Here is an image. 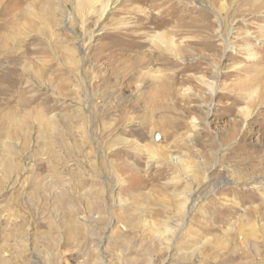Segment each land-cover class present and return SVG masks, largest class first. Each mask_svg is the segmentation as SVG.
Instances as JSON below:
<instances>
[{"label": "rangeland", "instance_id": "374dc122", "mask_svg": "<svg viewBox=\"0 0 264 264\" xmlns=\"http://www.w3.org/2000/svg\"><path fill=\"white\" fill-rule=\"evenodd\" d=\"M113 1H0V264H264V0Z\"/></svg>", "mask_w": 264, "mask_h": 264}, {"label": "bare ground", "instance_id": "6f19581e", "mask_svg": "<svg viewBox=\"0 0 264 264\" xmlns=\"http://www.w3.org/2000/svg\"><path fill=\"white\" fill-rule=\"evenodd\" d=\"M0 1H3V0H0ZM8 1H10V0H8ZM117 1V0H116ZM116 1H113L112 3H111V6L112 5H114L115 3H116ZM254 1V0H253ZM240 2V1H239ZM256 2V1H255ZM12 3V2H11ZM245 3V2H244ZM250 3V2H249ZM242 4V3H241ZM254 4V3H253ZM256 4V3H255ZM260 4V3H259ZM13 6H15V5H13ZM253 6V5H252ZM239 7V6H238ZM11 8V7H10ZM243 8V7H242ZM245 8V7H244ZM239 9V8H238ZM250 9L252 10L253 8H251V6H250ZM263 10V9H262ZM261 10V11H262ZM5 11V10H4ZM238 11V10H237ZM240 11V10H239ZM250 11V10H249ZM248 11V12H249ZM246 12V11H245ZM4 13H6V12H4ZM241 13H243V12H241ZM8 14V13H7ZM15 14V13H14ZM255 14V13H254ZM236 15V14H235ZM239 16H240V13L238 14ZM237 16V15H236ZM233 17H234V15H233ZM220 18L218 19L217 18V23L219 24V27L221 26V28H223V24H221V22H220ZM223 23V22H222ZM224 32H220L221 30H217V34L218 35H220V38L222 39V44H223V49H224V51H230V52H232V49H233V47H232V45H231V41H230V39H231V37L234 35V29L233 28H231V26H226L225 27V23H224ZM216 29V28H215ZM204 32V31H203ZM204 33H207V32H204ZM235 35H237V34H235ZM252 35L253 34H250V33H246V37H252ZM255 36V35H254ZM210 37V36H209ZM260 38V37H259ZM200 40V39H199ZM210 41V40H209ZM203 42V41H202ZM153 43H155V42H153ZM249 43V42H248ZM234 45V44H233ZM171 48H174V47H171ZM169 50H168V52H171V50L172 49H170V47L168 48ZM178 49V48H177ZM246 49V48H245ZM249 50V49H248ZM177 51V50H176ZM237 51V50H236ZM175 54V53H174ZM217 70V69H216ZM262 70H263V68H262ZM220 72H216V76L217 75H220L219 74ZM258 74V73H257ZM259 75V74H258ZM263 75V74H262ZM172 77V76H171ZM259 77V76H258ZM260 82V81H259ZM156 83L159 85V87H158V89H156L155 90V92H154V96H155V104L153 103V105H154V107H156V108H161V109H163L161 106H158V100L157 99H159L160 97H162V100L164 99L163 97L166 95L167 97L169 96H175L176 97V95H173L174 94V84L173 83H176V81L173 79V80H171L170 82H160V80L159 79H156ZM165 83H170L169 84V86L168 85H165ZM157 85V86H158ZM256 85V84H255ZM166 86H167V88H166ZM254 86V85H253ZM259 86V85H258ZM179 87V86H178ZM166 88V89H165ZM254 88V87H253ZM252 88V89H253ZM178 89V88H177ZM264 92V91H263ZM152 93V92H151ZM214 93V92H213ZM241 94V93H240ZM246 94H248V93H246ZM261 94V93H260ZM249 95V94H248ZM253 95V94H252ZM241 96H243V95H241ZM151 97V96H150ZM153 97V96H152ZM249 97V96H248ZM253 97H254V95H253ZM256 97V96H255ZM180 98V97H179ZM244 98V97H243ZM203 99V98H202ZM245 99V98H244ZM251 99V98H250ZM262 99V98H261ZM146 100V99H145ZM150 100V99H149ZM239 100V99H238ZM252 100H253V98H252ZM161 101V100H160ZM184 101V100H183ZM242 101V100H241ZM246 101V100H245ZM249 101V100H248ZM30 102V101H29ZM29 102H27V103H29ZM178 102V101H177ZM246 103V102H245ZM167 104H168V102H167ZM255 104V103H254ZM169 105V104H168ZM250 106V105H249ZM168 108V107H167ZM251 108V107H250ZM175 109V108H174ZM248 109V108H247ZM207 115H209L210 114V111L212 110V104H209L208 106H207ZM242 110H244V109H242ZM245 111H246V109H245ZM247 112H248V110H247ZM247 115H248V113H247ZM247 115H244V116H247ZM165 116V115H164ZM247 118V117H246ZM176 119V118H175ZM151 120V119H150ZM157 120V119H156ZM171 121V120H170ZM174 124V123H173ZM183 124V123H182ZM234 125H236V124H234ZM235 127V126H234ZM179 128L181 129L182 127L179 125ZM189 129V128H188ZM195 129V128H194ZM179 129H175V131H173V132H177ZM165 131V130H164ZM211 133V132H210ZM165 134V133H164ZM229 134V133H228ZM167 135V134H166ZM233 135V134H232ZM231 137V136H230ZM190 138L191 137H189V136H187L185 139H183V141H187V142H191L190 141ZM191 140H194L193 138L191 139ZM122 143H127V141L126 140H123V142ZM186 143V142H185ZM192 143V142H191ZM165 148V147H164ZM141 149V148H140ZM163 149V148H162ZM154 150V152H155V149H153ZM169 157V159H170V162L172 163V165H175V166H179L180 168H182V161L180 160V158L179 157H172V156H168ZM168 159V158H167ZM169 161V160H168ZM183 169V168H182ZM203 181V180H202ZM192 182V181H191ZM194 182V181H193ZM207 183V182H206ZM190 185H192V184H190ZM203 186V185H202ZM186 198H190V195H187L186 196ZM188 200V199H187ZM186 200V201H187ZM190 200V199H189ZM186 205V204H185Z\"/></svg>", "mask_w": 264, "mask_h": 264}, {"label": "water", "instance_id": "95a60500", "mask_svg": "<svg viewBox=\"0 0 264 264\" xmlns=\"http://www.w3.org/2000/svg\"><path fill=\"white\" fill-rule=\"evenodd\" d=\"M155 140H158L159 139V135L155 134Z\"/></svg>", "mask_w": 264, "mask_h": 264}]
</instances>
